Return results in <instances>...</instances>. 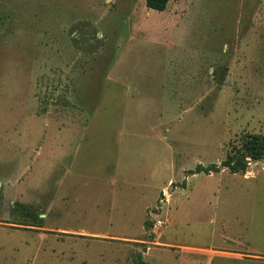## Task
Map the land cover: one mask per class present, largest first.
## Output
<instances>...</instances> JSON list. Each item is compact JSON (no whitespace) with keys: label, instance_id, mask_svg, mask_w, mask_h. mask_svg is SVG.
I'll list each match as a JSON object with an SVG mask.
<instances>
[{"label":"rangeland","instance_id":"374dc122","mask_svg":"<svg viewBox=\"0 0 264 264\" xmlns=\"http://www.w3.org/2000/svg\"><path fill=\"white\" fill-rule=\"evenodd\" d=\"M245 133L264 0H0V264H264V159L185 174Z\"/></svg>","mask_w":264,"mask_h":264},{"label":"trees","instance_id":"16d2710c","mask_svg":"<svg viewBox=\"0 0 264 264\" xmlns=\"http://www.w3.org/2000/svg\"><path fill=\"white\" fill-rule=\"evenodd\" d=\"M145 6L149 10L162 12L167 8L169 0H144ZM264 159V135L245 133L241 136L238 144L231 147L225 159L219 164H210L208 166L197 165L193 170L185 172L187 176L195 174H216L222 170H228L231 174H245L251 162H258ZM180 188H185V183L179 185ZM15 216L26 221L36 219V214L31 206L19 204L16 206ZM146 231L149 233V238L153 239L151 233L152 223L147 220L144 223ZM134 264H147L143 261L142 256L137 254L134 259Z\"/></svg>","mask_w":264,"mask_h":264}]
</instances>
